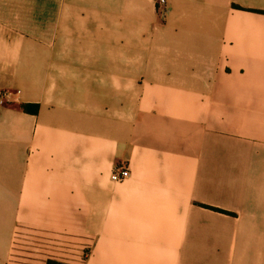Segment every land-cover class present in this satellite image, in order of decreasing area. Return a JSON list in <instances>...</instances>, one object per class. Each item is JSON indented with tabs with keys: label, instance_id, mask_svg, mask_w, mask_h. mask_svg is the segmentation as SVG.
I'll use <instances>...</instances> for the list:
<instances>
[{
	"label": "crops",
	"instance_id": "crops-1",
	"mask_svg": "<svg viewBox=\"0 0 264 264\" xmlns=\"http://www.w3.org/2000/svg\"><path fill=\"white\" fill-rule=\"evenodd\" d=\"M0 94V264H264V0H0Z\"/></svg>",
	"mask_w": 264,
	"mask_h": 264
},
{
	"label": "rangeland",
	"instance_id": "rangeland-1",
	"mask_svg": "<svg viewBox=\"0 0 264 264\" xmlns=\"http://www.w3.org/2000/svg\"><path fill=\"white\" fill-rule=\"evenodd\" d=\"M48 13H52V11L37 10V9L28 10V16H29V26H28V28H29L30 39H34V38H32V35L40 33V31L43 28H45V29L49 28V26H45V27L42 26L43 23L38 21V20L42 19L43 17H47ZM23 105H38L40 107V105L37 104V103L21 104L18 107L22 108ZM31 115H33V114H31Z\"/></svg>",
	"mask_w": 264,
	"mask_h": 264
},
{
	"label": "built area",
	"instance_id": "built-area-1",
	"mask_svg": "<svg viewBox=\"0 0 264 264\" xmlns=\"http://www.w3.org/2000/svg\"><path fill=\"white\" fill-rule=\"evenodd\" d=\"M157 8H158V12L164 16L165 12H166V8H167V4H168V0H154ZM9 96V94H0V103H3L7 97ZM129 176V170L128 168H124V167H118L115 169L114 173L112 174V179L116 182H121L123 181L125 178H127Z\"/></svg>",
	"mask_w": 264,
	"mask_h": 264
},
{
	"label": "trees",
	"instance_id": "trees-1",
	"mask_svg": "<svg viewBox=\"0 0 264 264\" xmlns=\"http://www.w3.org/2000/svg\"><path fill=\"white\" fill-rule=\"evenodd\" d=\"M22 109L24 112L28 114L36 115L39 112V106L38 105H23ZM47 264H63L54 260H49Z\"/></svg>",
	"mask_w": 264,
	"mask_h": 264
}]
</instances>
